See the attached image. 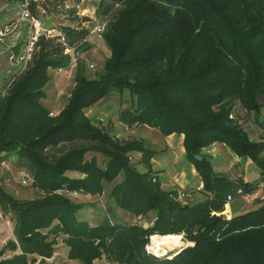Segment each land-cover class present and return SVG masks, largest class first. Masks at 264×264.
Listing matches in <instances>:
<instances>
[{
	"label": "trees",
	"instance_id": "1",
	"mask_svg": "<svg viewBox=\"0 0 264 264\" xmlns=\"http://www.w3.org/2000/svg\"><path fill=\"white\" fill-rule=\"evenodd\" d=\"M63 2L32 0L30 10L47 15ZM95 12L107 20L101 33L110 54L95 77L76 69L61 108L44 101L45 88L51 70L69 67L66 48L91 47L88 17L58 33H41L30 58L0 91V164L12 159L38 193L19 199L0 183V212L12 213L16 239L0 257L19 249L0 264L51 258L59 237L67 259L81 264L101 258L106 264H264V202L230 218L221 214L228 196H250L264 181V0H99ZM12 49L18 54L19 43ZM111 91L129 94L119 122L156 128L163 136L183 134L202 198L184 200L185 191L164 189L153 170L157 149L142 138H119L112 126L86 114ZM238 108L252 114L260 139L250 137ZM215 142L256 164L260 179L232 180L216 171L202 151ZM119 177L109 191L115 206L132 217L151 214L153 222L80 219L85 204L68 194L99 196ZM182 235L191 244L175 255L145 249L152 236Z\"/></svg>",
	"mask_w": 264,
	"mask_h": 264
},
{
	"label": "rangeland",
	"instance_id": "2",
	"mask_svg": "<svg viewBox=\"0 0 264 264\" xmlns=\"http://www.w3.org/2000/svg\"><path fill=\"white\" fill-rule=\"evenodd\" d=\"M99 0H80L78 3H75V0H64L62 4L57 6V12L54 13V24L56 25L54 30H50L49 33L55 34L58 33L60 27L65 25H76L79 24L80 20L84 17L91 19L90 22H85L86 26H89L90 31L98 26L106 25V19L101 16H96V8ZM75 9V10H74ZM35 12L37 13L36 19L40 14H44L38 8L34 7ZM22 8L20 7V0H0V28L8 26L9 22L16 21L19 19ZM45 15V14H44ZM47 14L46 16H48ZM47 32V31H46ZM48 33V32H47ZM89 40L87 43H90L92 46L95 44L98 45L96 48H84L82 46L68 52L71 63L67 68L68 72H57L56 70H51V80L50 85L51 89H48L47 94L49 95L48 103L50 105L56 106L57 109L61 108L70 94L74 86V75L78 67H82L85 73L90 77H95L102 69L103 61L105 59V54L109 49L106 42L102 38V33L93 32L90 33ZM30 39V24L27 20H19L17 27L12 29L6 36L3 42L0 43V91L7 84L12 74L20 70L23 66V62H19L16 58L12 59V56H15L13 52V45L19 43V52L22 53L27 49L28 41ZM86 43V44H87ZM123 92V95H119L116 91H111L109 95L102 98L100 101L92 105L86 110V114L92 119H96L101 122L106 128L112 126L114 133L119 135V137H127L128 139L141 138L144 136L145 141L151 145L153 148L158 150L156 159V168L159 172H164L161 175L162 180H167L172 175L176 174L185 163H188V160L185 157V154H180L176 148L171 152L163 150L162 140L155 139L151 134L152 132L146 128H136V127H126L118 122V111L120 108L125 107L129 104V94ZM54 97L57 100L53 101ZM264 111V110H263ZM240 114V113H239ZM241 115V114H240ZM242 125L247 130L251 138L258 140L262 137L260 134V129L258 128L257 123L254 121L252 114L246 115L245 112H242ZM152 129V128H150ZM151 142V143H150ZM218 143V142H215ZM214 143L212 148L213 157L215 161H224L229 163L231 161V155H234L233 152L225 145L218 146ZM212 146L209 145L208 147ZM162 147V148H161ZM161 148V149H160ZM137 155H132V162L137 164L136 160ZM246 163L242 160L240 165H237L236 168L239 170H244L245 176L249 179H256L259 175V168L251 160L247 159ZM9 160L8 165L0 164V183L4 189L12 194L14 197L22 198H32L38 195L37 191L30 185V183L21 182V178L18 176L17 169L14 166L13 162ZM101 161V159H100ZM140 167V166H139ZM160 168V169H159ZM163 170V171H162ZM185 170V169H183ZM121 179L119 177L113 183H105L104 192L99 196H90L87 194L81 193H69L68 196L71 200L76 202H83L85 206L79 211V218L86 219L92 224H97L101 222L105 217H107L112 222H125V223H141L146 224L147 219L144 217L137 218L126 214L125 212L118 209L114 202L109 197V191L114 183L118 182ZM247 200L243 201L237 199L234 204L236 206L242 202V211H247L257 204V198H246ZM259 199V198H258ZM224 217L225 214L222 213ZM1 218V216H0ZM183 238V235L180 236ZM184 245L180 248L190 245L191 242L183 238ZM59 246H56V255L54 263L66 264H81L77 261L71 260L67 261L65 258L64 244L62 237L59 239ZM180 248L169 251L164 255H156L151 250V254L156 256H172ZM45 264V262H44ZM96 264H106L103 258L96 261Z\"/></svg>",
	"mask_w": 264,
	"mask_h": 264
},
{
	"label": "crops",
	"instance_id": "3",
	"mask_svg": "<svg viewBox=\"0 0 264 264\" xmlns=\"http://www.w3.org/2000/svg\"><path fill=\"white\" fill-rule=\"evenodd\" d=\"M91 33H93L92 30H91ZM87 41L90 42L89 38ZM95 47L96 48L98 47V45H96V42L93 46L91 45L90 48H95ZM106 50H107V54H105L104 57H106L110 54V50L109 49H106ZM47 87H49L51 89L50 81L47 84L46 88ZM46 88H45V90H46V92H48V89H46ZM44 101L48 102V99L46 98V99H44ZM239 109L240 108H238V110ZM239 112L242 115V112H244V111L241 109V110H239ZM240 121L242 122L243 120H240ZM119 123L122 124L123 126H126V127L128 126V125L123 124L122 122H119ZM128 127L146 128L152 132L151 134L155 137V139L162 140L161 143H162V145H164L163 146L164 151L167 152L169 150L171 152L173 149L176 148V150L180 154H183V155L185 154V150L183 147V134L173 133V134H170L168 136H163L156 128L150 129L151 127L135 126V125L128 126ZM115 135L117 137H119V135H117L116 133H115ZM119 138L128 139L127 137H122V136ZM141 138L145 140L144 136H141ZM215 144H217L218 146L224 145L223 143H219V142L215 143ZM213 146H214V143L210 147H205L202 151H203V153H205L211 157L213 168L216 171L225 174L228 178H230L232 180H235L238 177H241L244 180L249 181V182H257V180L260 179V171H259L258 178L253 180V179H249L247 176H245L244 170H239L238 168H236L237 165H240L242 163V160H244V163H246V161H248V160L245 158L239 157V156L235 155L234 153H233L234 155H231L232 159L229 163H226L224 161H215L214 157H213V151H212ZM132 155L133 156L137 155L138 156L137 158L139 159L138 153L135 152ZM152 163H153V170L158 171L157 170L158 168H156V165H155V163H156L155 158L152 160ZM183 169H185V170H183ZM163 174H164V172L158 173V176L160 177V179H161V175H163ZM161 184H162V187L166 190L177 189L178 191H185L188 199L195 200V199H200L203 197L202 193H201L202 181H201L198 173L196 172L193 164H191L189 161H188V163H185V165L182 166V168L176 174L172 175L167 180L161 179ZM4 185H5V183H3V186ZM250 197L255 198L254 196H245V197H241L240 199L243 202V201L247 200L246 198H250ZM263 197H264V195H262L261 197L257 196V204L255 206H253L254 208L260 206L264 202V199L262 200ZM236 200L237 199H234L233 201H231V203L229 205H227L225 207V209L223 210L222 213L225 214L226 218H230L233 215H237V214L242 213L241 212L242 207H243L242 202L239 204V206L238 205L236 206V204H234V202ZM0 216H1V218H0V249H1L9 240L16 241V239H15V235H14L15 219H14L12 213L8 212L6 214H3L0 212ZM144 218L147 219V222H146V224H143V226H148L153 222V215H151V214L146 215ZM59 239H60V237L58 238V244L56 246H59L61 244V243H59ZM64 250H65V258L67 259L68 247L65 244H64ZM17 253H19V249H16L14 251L10 250V249H6L4 254L0 257V259L1 258H10L14 254H17ZM55 255H56V251H55L52 258H54Z\"/></svg>",
	"mask_w": 264,
	"mask_h": 264
},
{
	"label": "built area",
	"instance_id": "4",
	"mask_svg": "<svg viewBox=\"0 0 264 264\" xmlns=\"http://www.w3.org/2000/svg\"><path fill=\"white\" fill-rule=\"evenodd\" d=\"M31 2H32V0H20V7L22 8V12L20 14L19 19L16 20V21L9 22L8 26H4V27L0 28V43H1V42L4 41L5 36L9 32H11L12 29H15L17 27V24H18L19 20H27L29 22V24H30V39L28 41L27 49L24 52L15 54V56L11 57L12 59L16 58L19 62H23V64L26 63V61L30 58L31 51H32V48H33V44L37 40V37L41 33L46 32L45 30L40 28L39 20H37L36 17L33 16V14L31 13V10H30ZM42 12H43V10H42ZM104 27H105L104 25L95 27V28L92 29V32L95 31L97 33H101L104 30ZM47 32H48V34H51V33H49V31H47ZM74 49L75 48H66L65 53H68V52H70V51H72ZM56 71L57 72H63V71L64 72H68L67 68H57ZM57 112H58L57 110L52 111L51 115H55V114H57ZM2 165H5V163L2 162ZM18 176L21 178V180H22L21 182H23V183H30L31 182L27 178V175H26L24 170L18 171ZM263 190H264V181L259 183L256 191L250 196H254V197L262 196L263 195L262 194ZM181 197L184 200L188 199L186 193H181ZM231 201H232L231 197L228 196L227 197V202L225 204V207L227 205H229L231 203ZM222 212H221V214H222ZM145 249H146V251L148 253H151L150 249L148 248V245L145 246ZM52 257L51 258H44V259L38 258L32 264H44V262H45V264H50V263H52V261H54V258H52ZM67 261L70 262V260H68V259H67ZM54 264H57V263H54ZM59 264H66V263L62 262V263H59ZM107 264H126V263L108 262Z\"/></svg>",
	"mask_w": 264,
	"mask_h": 264
},
{
	"label": "bare ground",
	"instance_id": "5",
	"mask_svg": "<svg viewBox=\"0 0 264 264\" xmlns=\"http://www.w3.org/2000/svg\"><path fill=\"white\" fill-rule=\"evenodd\" d=\"M184 245L183 238L177 236L150 238L148 248L156 255H164L169 251L180 248ZM187 246V245H186ZM154 254V255H155Z\"/></svg>",
	"mask_w": 264,
	"mask_h": 264
},
{
	"label": "water",
	"instance_id": "6",
	"mask_svg": "<svg viewBox=\"0 0 264 264\" xmlns=\"http://www.w3.org/2000/svg\"><path fill=\"white\" fill-rule=\"evenodd\" d=\"M38 20H39V26L41 29L45 30V31H50V30H54L56 25L54 24V13L51 12L48 16L44 15V14H40L38 16ZM197 159H201V155H196L195 156ZM181 249L177 250V252L175 254H177ZM173 254V255H175Z\"/></svg>",
	"mask_w": 264,
	"mask_h": 264
}]
</instances>
